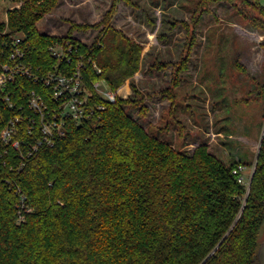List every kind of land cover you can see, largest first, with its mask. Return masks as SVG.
I'll list each match as a JSON object with an SVG mask.
<instances>
[{"label":"trees","instance_id":"obj_1","mask_svg":"<svg viewBox=\"0 0 264 264\" xmlns=\"http://www.w3.org/2000/svg\"><path fill=\"white\" fill-rule=\"evenodd\" d=\"M11 1L20 6L0 21V60L8 59L7 43L25 31L28 60L43 72L57 63L50 46L65 40L101 68L88 64V82L104 79L117 90L139 70L143 46L111 24L120 0H111L99 22L74 24L65 35L37 27L58 0ZM250 5L256 14L246 16L264 30V4ZM91 26L100 28L91 43L74 36L76 28ZM187 60L177 66L175 86ZM11 89L18 105H27L33 90L50 94L25 76ZM92 92L105 109L81 123L69 119L53 146L29 153L39 133L22 122L20 155L1 137L15 111L0 91V264H260L264 136L248 187L239 181L248 164L240 157L227 163L207 142L192 151L177 148L128 109L143 110V99L110 102Z\"/></svg>","mask_w":264,"mask_h":264},{"label":"rangeland","instance_id":"obj_2","mask_svg":"<svg viewBox=\"0 0 264 264\" xmlns=\"http://www.w3.org/2000/svg\"><path fill=\"white\" fill-rule=\"evenodd\" d=\"M247 1L120 0L111 24L143 46L139 70L117 89L122 98L143 99V110L128 105L133 116L177 148L208 142L227 163L240 157L249 187L264 131V30L246 16L256 14ZM110 2L58 0L37 27L65 35L74 24L99 22ZM15 6L0 0V21ZM99 30L73 34L91 43Z\"/></svg>","mask_w":264,"mask_h":264},{"label":"built area","instance_id":"obj_3","mask_svg":"<svg viewBox=\"0 0 264 264\" xmlns=\"http://www.w3.org/2000/svg\"><path fill=\"white\" fill-rule=\"evenodd\" d=\"M28 35L25 31L15 35L7 43L8 59L0 60V91L4 92V101L15 111L3 128L1 137L6 144L18 150L20 155H23V146L26 145V140L18 137L22 122H26L31 133H39L35 142L28 146V152L33 153L41 146H53L58 138L64 136L69 119L81 123L96 110L105 109L106 105L91 100L92 90L110 102H115L118 97L117 90H112L104 79L88 82V64L91 63L98 72L102 70L91 57L85 58L71 40L50 46L52 57L57 59L56 64L45 68V72L41 65L34 67L28 60L25 47ZM18 76L42 82L50 89L49 96L33 90L27 105H18L13 100L14 90L11 89V84L16 82ZM239 181L246 182L243 174ZM24 199L25 197L22 198L20 219L24 217Z\"/></svg>","mask_w":264,"mask_h":264},{"label":"water","instance_id":"obj_4","mask_svg":"<svg viewBox=\"0 0 264 264\" xmlns=\"http://www.w3.org/2000/svg\"><path fill=\"white\" fill-rule=\"evenodd\" d=\"M263 136H264V131H263ZM263 136H262V138L260 140V143H262ZM258 153H259V151H258ZM257 159H258V154H257L256 162H257ZM252 176H253V174H252ZM251 179H252V177H251ZM250 183H251V180H250ZM258 258H259V263L260 264H264V241L261 243V245L259 247Z\"/></svg>","mask_w":264,"mask_h":264},{"label":"crops","instance_id":"obj_5","mask_svg":"<svg viewBox=\"0 0 264 264\" xmlns=\"http://www.w3.org/2000/svg\"><path fill=\"white\" fill-rule=\"evenodd\" d=\"M160 132H161V131H160ZM160 136H161L162 138H165L164 135L162 134V132H161V135H160ZM165 139H166V138H165ZM207 143H208V142H207ZM173 144H174V143H173ZM174 145H175V144H174Z\"/></svg>","mask_w":264,"mask_h":264}]
</instances>
